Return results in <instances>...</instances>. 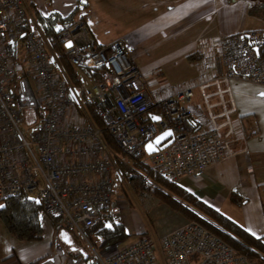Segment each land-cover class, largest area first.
I'll list each match as a JSON object with an SVG mask.
<instances>
[{
  "label": "built area",
  "instance_id": "built-area-1",
  "mask_svg": "<svg viewBox=\"0 0 264 264\" xmlns=\"http://www.w3.org/2000/svg\"><path fill=\"white\" fill-rule=\"evenodd\" d=\"M29 1L0 0V204L20 195L41 203L42 214L58 219L59 228L75 232L89 245V264H249L220 238L190 221L158 242L137 238L111 255L99 254L84 231L99 223L103 210L111 206L113 174L121 178L103 132L122 154L136 156L169 131L172 143L146 155L142 163L173 184L198 183L211 165L237 154L249 155L245 147L236 150L232 145L244 144L258 133V126L251 119L237 118L235 123V108L233 104L226 107L223 95H230L233 80L264 87V32L205 43L201 54L208 56L207 63L197 66L196 82L157 98L123 43L96 48L82 20L55 38L77 82L74 87L58 64L51 39L34 23ZM251 2L264 5V0ZM19 39L25 40L31 57L37 94L29 78L14 80L16 65L10 45ZM85 70H98L99 79L92 81ZM80 92L101 128L86 114ZM199 96L209 113L206 127L192 119L191 104ZM213 96L219 98L218 115L211 112L216 105L208 102ZM33 108L43 111L44 120L26 137L21 127L25 112Z\"/></svg>",
  "mask_w": 264,
  "mask_h": 264
},
{
  "label": "crops",
  "instance_id": "crops-1",
  "mask_svg": "<svg viewBox=\"0 0 264 264\" xmlns=\"http://www.w3.org/2000/svg\"><path fill=\"white\" fill-rule=\"evenodd\" d=\"M67 2L68 0H63L59 5ZM92 3L98 12L108 16L112 29L111 34H104L103 26L101 30H96L88 20L81 17L96 48L120 41L142 74L156 65L170 77L182 74L186 79H192L191 85L199 76L197 66L207 63L205 58L208 56L201 54L205 43L251 31L264 32V5H256L251 0H92ZM50 4V0H30L29 9L31 11L35 7L43 16L52 13L65 16L77 7L79 14L81 8L89 5L80 2L67 13H60L52 10ZM33 20L35 22L34 17ZM10 50L16 71L27 73L29 76L25 78H29L35 87L31 79V57L25 40L13 41ZM191 55L198 58L196 62L188 61L187 57ZM50 58L53 60L51 55ZM52 66L58 74L55 60L52 61ZM88 78L92 81L95 79L89 76ZM96 78L99 79V73ZM229 87L230 95L225 94L223 97L227 107L230 104L229 97L232 96L234 100L236 114L232 118L235 123L237 118L251 119L258 126V133L248 137L244 144L232 145L236 150L245 147L249 155L237 154L211 165L198 183L182 180L178 184L246 234L264 244V87L243 80H233ZM222 88L225 89V86ZM214 91L215 89L209 90L211 93ZM195 93L198 94L197 91ZM208 102L213 106L216 104L211 112L218 115L221 111V107L217 106L219 98L213 96ZM203 107L206 116L202 112ZM191 110L194 121H200L204 127L209 125V113L201 96L193 100ZM218 122L222 123L223 119L218 118ZM112 179L117 183L115 179L118 180L119 177L113 174ZM120 198L122 197L115 192L109 208L115 220L116 217L112 213L117 206L115 200ZM138 199L140 202L136 204L137 210L134 203L132 206H128L125 200L121 203L124 218H121L119 223L124 225L125 233L129 237L109 247L111 251L106 255L129 247L137 238H152L158 242L188 222L154 196L151 199L143 194L138 195ZM157 205L162 207L160 213L166 222L156 235H150L142 219L144 213L149 214L151 207ZM49 217V224H44L48 239L41 238L36 242H20L14 239L3 225V228H0V264H87L81 255L78 259L74 257L75 252L67 255L57 244L53 245L59 237L64 244L72 248L70 237L63 235L58 222ZM50 230L53 234L51 239Z\"/></svg>",
  "mask_w": 264,
  "mask_h": 264
},
{
  "label": "trees",
  "instance_id": "trees-1",
  "mask_svg": "<svg viewBox=\"0 0 264 264\" xmlns=\"http://www.w3.org/2000/svg\"><path fill=\"white\" fill-rule=\"evenodd\" d=\"M78 9L79 7L65 16L58 13L43 16L35 7L31 10L32 17H34L41 33L51 39L50 46L59 66L74 87H77V82L61 50L55 43V38L61 31L72 26L77 21L82 20L78 14ZM187 59L188 61L196 62L198 58L195 55H191ZM85 73L89 77L95 78V81L97 80L96 77L99 71L85 70ZM28 76L27 73L21 74L20 71H16L14 80H21ZM79 96L91 122L97 128H101L93 109L86 102L81 92ZM43 120L44 113L40 108L29 109L25 112V124L28 126H39ZM102 136L105 144L115 156V159H117V154L124 155L118 150L112 139L106 133L103 132ZM127 157L132 159L134 168L133 166L127 167L125 165L120 168L116 164L125 187H130L137 195L152 194L156 199L179 213L187 221L200 225L209 233L220 238L233 248L237 254L244 256L249 264H264V244L262 242L246 234L179 184L170 183L150 171L142 163V159L146 157L144 152L136 156ZM0 205H3V207H0V222H2L8 233L14 239L20 242H36L41 240L43 233L40 220L42 215L41 203L35 200H29L24 195H20L4 199ZM109 208L103 210L99 223L84 231L86 240L95 250L101 251L108 249L119 242L125 241L129 237L125 233L124 225L117 222L111 216ZM52 218L59 224L58 219ZM61 232L63 235H68L69 237L74 234L66 229H61ZM80 255V253L76 254L74 257L79 259ZM85 262L89 264V257H87Z\"/></svg>",
  "mask_w": 264,
  "mask_h": 264
},
{
  "label": "rangeland",
  "instance_id": "rangeland-1",
  "mask_svg": "<svg viewBox=\"0 0 264 264\" xmlns=\"http://www.w3.org/2000/svg\"><path fill=\"white\" fill-rule=\"evenodd\" d=\"M51 1V7L52 10L59 11L60 13H67L69 10H72L74 6L79 5L77 3H82V4H87L89 3L88 6L83 7L79 10V16L82 18L88 20V22L95 27L96 30H101L103 26V33L104 34H111V26L109 23V18L108 16H103L102 13L98 12L96 9L95 5L92 3V0H79V2L76 3L75 0H68L67 3H64L62 5H59V2H63V0H50ZM35 23V22H34ZM144 78L148 84V87L150 91L153 93L158 98H163L164 96L168 94H173L177 93L179 91H182L189 87L192 83V79H186V77L182 76V74H178L177 76L170 77L168 76L167 73H165L160 66L154 65L151 70L147 71L146 73H143ZM224 88V87H223ZM230 88V87H229ZM33 91L37 94V89L33 87ZM224 96V95H223ZM225 100V98H224ZM229 107H227V103L225 100V105L227 108H230L231 104H233L235 108V114H236V107L234 100L231 96V102L229 101ZM211 105V103H210ZM216 105V104H214ZM202 112H204V115L206 116V112L204 110V107L202 108ZM215 115V114H214ZM233 116V115H232ZM21 130L23 134L28 137L31 132H33L34 128L32 126H28L27 124H24L21 127ZM37 153V150L34 149ZM117 159H116V164L120 168L122 166H127V167H132L134 168L133 161L131 158L117 154ZM120 174V173H119ZM118 176V175H117ZM119 177V176H118ZM117 183H114L115 187V192L118 193L122 198L115 200V203H117L116 208L113 209V213L116 217L117 222H121V218H124V211L121 206V203L124 202L125 200L127 202L128 206H132L134 203L135 209L137 210L136 204L140 202L138 199V195L135 194L130 187H125L124 183L122 182V179H115ZM126 193H125V192ZM148 195V198L150 197L153 199L152 194H146ZM143 196V195H141ZM124 198V199H123ZM118 201V202H116ZM132 203H131V202ZM153 201V200H152ZM145 203V202H144ZM160 208L158 205L156 207H151V212L144 213V219H142V222L144 223L145 227L148 228V231L150 232V235H156L159 230L162 229V225H164V222H166L164 216L160 213ZM41 225L43 228V235H42V240L46 238V230L44 228V224H49L50 217L47 215L42 214L41 215ZM148 222V223H147ZM3 224L0 222V228L2 227ZM151 230V231H150ZM53 237L52 231L50 230V239ZM48 237L46 238V240ZM45 243V242H44ZM70 243L72 244V248L67 246L62 242V240L58 237L55 242H53V245L57 244L60 249L64 251L67 255L69 253H76V254H83L87 257H91L92 252L89 247V245L82 240L77 234H73L70 236ZM99 254L101 255H106L108 254L111 249H105V250H96ZM74 253V254H75Z\"/></svg>",
  "mask_w": 264,
  "mask_h": 264
},
{
  "label": "water",
  "instance_id": "water-1",
  "mask_svg": "<svg viewBox=\"0 0 264 264\" xmlns=\"http://www.w3.org/2000/svg\"><path fill=\"white\" fill-rule=\"evenodd\" d=\"M68 45H67V47H69ZM157 120L158 119H153L152 122H156ZM170 138H171V133L169 131L163 132L162 134L157 136L152 142L145 145L144 153L146 155H152L159 150L165 149L166 147H168L172 143V141L169 140ZM150 145H151V148L149 147ZM81 257L83 258V260H87V256H85V255L83 256V254H81Z\"/></svg>",
  "mask_w": 264,
  "mask_h": 264
},
{
  "label": "snow or ice",
  "instance_id": "snow-or-ice-1",
  "mask_svg": "<svg viewBox=\"0 0 264 264\" xmlns=\"http://www.w3.org/2000/svg\"><path fill=\"white\" fill-rule=\"evenodd\" d=\"M68 46L71 47V44H69ZM156 119H158V118H156ZM149 147L151 148V145ZM0 207H3V205H0ZM109 227H111V226L109 225ZM65 239L67 240V236H65Z\"/></svg>",
  "mask_w": 264,
  "mask_h": 264
}]
</instances>
